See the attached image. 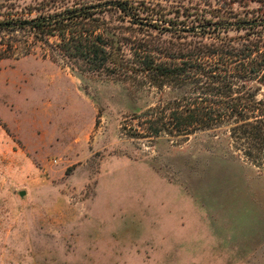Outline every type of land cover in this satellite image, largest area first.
<instances>
[{"label":"rangeland","instance_id":"obj_1","mask_svg":"<svg viewBox=\"0 0 264 264\" xmlns=\"http://www.w3.org/2000/svg\"><path fill=\"white\" fill-rule=\"evenodd\" d=\"M54 40L2 46L0 264H264V165L210 130L154 136L184 88L81 73Z\"/></svg>","mask_w":264,"mask_h":264},{"label":"trees","instance_id":"obj_2","mask_svg":"<svg viewBox=\"0 0 264 264\" xmlns=\"http://www.w3.org/2000/svg\"><path fill=\"white\" fill-rule=\"evenodd\" d=\"M14 32L55 38L81 73L184 88L154 136L210 130L264 165V0H0V58Z\"/></svg>","mask_w":264,"mask_h":264},{"label":"water","instance_id":"obj_3","mask_svg":"<svg viewBox=\"0 0 264 264\" xmlns=\"http://www.w3.org/2000/svg\"><path fill=\"white\" fill-rule=\"evenodd\" d=\"M21 195H24L25 194V191H21V193H20Z\"/></svg>","mask_w":264,"mask_h":264}]
</instances>
